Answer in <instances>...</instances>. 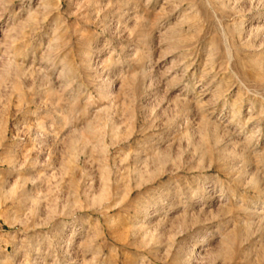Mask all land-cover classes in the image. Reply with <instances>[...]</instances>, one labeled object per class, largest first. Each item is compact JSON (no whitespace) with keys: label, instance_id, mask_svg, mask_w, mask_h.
I'll return each instance as SVG.
<instances>
[{"label":"rangeland","instance_id":"1","mask_svg":"<svg viewBox=\"0 0 264 264\" xmlns=\"http://www.w3.org/2000/svg\"><path fill=\"white\" fill-rule=\"evenodd\" d=\"M0 264H264V0H0Z\"/></svg>","mask_w":264,"mask_h":264}]
</instances>
